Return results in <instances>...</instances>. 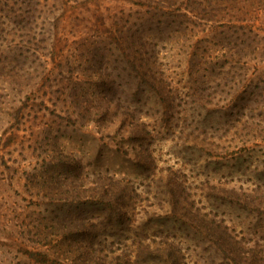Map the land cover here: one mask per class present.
<instances>
[{"label": "trees", "instance_id": "obj_1", "mask_svg": "<svg viewBox=\"0 0 264 264\" xmlns=\"http://www.w3.org/2000/svg\"><path fill=\"white\" fill-rule=\"evenodd\" d=\"M250 1L0 0V55L7 56L3 63L16 90L27 86L34 95L50 85L60 94L68 89L66 108L76 109L65 112L71 113L70 125L78 117L107 119L115 126L107 132L109 142L93 138L97 150L103 155L109 147L113 163L125 161L148 173L145 184L100 172L92 163L95 177L86 180L77 159L61 163L70 169L64 189L73 198L56 208L59 220L33 223L36 246L21 250L19 264H264V224L255 228L253 221L264 219V171L236 168L249 175L248 186L245 180L214 182L207 172L195 190L186 173L170 166L159 172L150 148L166 139L178 149L175 154H194L200 166L210 162L202 156L238 164L245 138L237 124L246 125L247 106L234 110L225 90L233 80L225 67L251 50L246 31L253 29L245 20ZM72 26L80 34H73L72 52L63 53ZM166 44L174 54H160ZM178 57L185 66L173 64ZM127 87L136 104L153 97L159 107L151 114L154 124L142 120L146 112L119 102L116 92ZM112 141L118 147L110 148ZM229 209L247 222H235Z\"/></svg>", "mask_w": 264, "mask_h": 264}, {"label": "rangeland", "instance_id": "obj_2", "mask_svg": "<svg viewBox=\"0 0 264 264\" xmlns=\"http://www.w3.org/2000/svg\"><path fill=\"white\" fill-rule=\"evenodd\" d=\"M245 8L249 9L248 18L245 19L249 24L247 28L253 29L251 33L246 31L251 50L240 60L239 57H235L237 61L229 67H227L228 65L225 67V69H229L227 70L229 73L227 78L231 79L232 77L233 80L230 88L225 87V90H229L228 95L232 98L231 102L232 104L235 103L234 110L238 109L242 103L247 106L245 110L247 116L243 115L246 125L237 124L239 126L237 133L244 134L245 138L244 145L237 157L238 164L234 165L233 159L230 158L213 163L210 157L202 156V161L207 158L210 162L207 164L203 161L200 166L199 162L195 163L194 154L185 153L184 156L175 154L178 149L166 139L156 140L150 146L155 157L156 169H159V172L164 173L167 166L175 170L178 169L180 173H186L195 190L197 187L199 190V184L207 178L204 175L207 172H209L208 177L214 182L220 181L231 185L239 184L245 180L243 183L248 186L247 184L252 181L246 180L249 175L238 173L236 168L244 169L248 166L249 169L253 170L249 173L255 172L257 174L258 171H264V0H251ZM76 33L80 34L77 26H72L68 30L63 53L72 52V43H76L73 34ZM156 36H163V34L157 33ZM166 51L167 56L175 52L174 50L170 51L167 44L164 48H160V54ZM177 56L175 55L174 58ZM5 58H7L6 54L1 53L0 264H19L24 258L21 250L29 245L36 246L34 240L36 230L33 223L39 222V218H42L44 222L46 220H59L61 212L57 211L56 208L61 207V205L64 207L73 198L72 191H65L64 189L66 187L69 190L70 178L63 177L69 175L68 170L70 169L66 171V165L62 166L61 163H66L72 158L77 159L81 168L87 170V176L84 177L86 180L95 177L92 176L89 169V164L92 165V163L97 164L100 172L107 174L110 172L109 174L113 173L117 177L129 178L126 177L127 174L131 177L129 179L134 182L140 181L145 184L148 180L145 176L148 173L144 168L133 167L125 161H121L122 165L113 163L114 161L108 159L107 156L110 153L109 147H106L108 149L105 150L102 149L103 155L97 150L98 146L94 145L93 138L99 137L109 142V139L106 138L107 132H110L115 126L108 123L107 119L99 122H82L83 120L78 119V117L76 124L70 125L66 115H71V113L66 114L65 112L76 109L66 108L68 100L65 92L70 93L68 89L60 94L62 91L55 90V86L50 85L53 88L42 87L40 93H34V95L29 94L30 90L27 86L16 90L17 86L12 83L8 76V65L5 66L3 63ZM67 58L71 60L74 67L79 65V62L73 57L67 56ZM179 59L181 57H178V60H173V64L181 62V65L185 66L184 60L181 59L180 61ZM78 60L84 62L82 59ZM49 64L52 66L50 60ZM84 64L82 63L81 66H86ZM94 65L96 66V63ZM181 69L174 68V71ZM178 77L179 75H176L175 78ZM27 81L29 82V80ZM49 82L53 84L51 80ZM84 87L88 94H95V88L87 87V85ZM117 96L119 102L126 103L130 110L135 112L138 108V110L141 109L146 112V116H143L141 112L137 113L143 116L142 120L154 124L156 114H151H154V110L159 109V107L152 105L153 97L141 99L136 104L128 87L127 91L124 92L118 89ZM145 98L147 97L145 96ZM142 101L144 104L141 103ZM219 104H223V101H220ZM74 116L73 113L71 118L74 119ZM210 124L213 128L216 125L212 122L208 123V125ZM113 142L109 143L110 148L118 147V144L115 145ZM236 142V145H241V141ZM130 146L131 144L126 145L127 148ZM186 160H189V163H185ZM213 169L214 171H211ZM138 172L143 173L140 175ZM259 177V180H263L264 174L261 173ZM227 212L230 213L235 222H247L242 215L241 218L238 217V210L229 209ZM253 221L255 228L260 223L264 224V219ZM99 228L101 229V226Z\"/></svg>", "mask_w": 264, "mask_h": 264}]
</instances>
